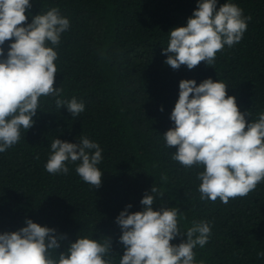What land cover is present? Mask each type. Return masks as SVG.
Instances as JSON below:
<instances>
[{
  "label": "trees",
  "instance_id": "1",
  "mask_svg": "<svg viewBox=\"0 0 264 264\" xmlns=\"http://www.w3.org/2000/svg\"><path fill=\"white\" fill-rule=\"evenodd\" d=\"M30 2L28 23L52 8L69 20L59 45L48 43L58 53L54 86L63 89L60 99L75 97L85 110L73 117L66 107H56L57 97H40L33 127L21 128L19 142L0 153V234L25 227L27 219L54 228L66 235L53 252L55 259L78 238L100 243L108 238L105 259L119 264L124 246L116 217L129 204V213L142 211L140 201L153 186L158 189L153 209L178 207L182 233L193 221L209 223L208 242L193 250L196 264H264L257 255L264 252V181L227 204L219 198L202 200L197 174L203 168L173 160L176 149L166 147L163 137L174 127L170 115L183 79L197 85L208 78L225 83L248 122L264 113V0H217V8L234 3L251 20L239 43L225 45L212 65L201 62L191 70L185 65L172 69L162 52L169 32L186 26L197 0ZM82 137L102 149L99 188L77 174L80 161L66 162L67 174L46 171L54 139L78 143Z\"/></svg>",
  "mask_w": 264,
  "mask_h": 264
},
{
  "label": "clouds",
  "instance_id": "2",
  "mask_svg": "<svg viewBox=\"0 0 264 264\" xmlns=\"http://www.w3.org/2000/svg\"><path fill=\"white\" fill-rule=\"evenodd\" d=\"M31 7L30 0H0V57H5L3 45L10 42L6 58L0 59V153L19 142L21 128L27 131L33 127L40 97H57L56 107H66L73 117L85 110L84 103L75 97L60 99L63 89L54 86L58 53L48 43L59 45L69 20L60 15L58 8H52L33 16L28 23L26 13ZM249 20L251 17H244L243 10L234 3L217 8V0H197L186 26L169 32V43L162 52L167 56L165 64L174 70L182 65L191 70L201 62L212 65L225 45L232 47L241 41ZM227 88L211 78L199 85L194 79L181 80L170 115L174 127L163 134L166 147L176 149L173 160L186 168H203L197 174L201 199L215 202L219 198L224 204L247 196L264 181V113L248 122ZM51 153L45 165L48 173L67 174L66 162L80 161L76 172L81 179L94 188L101 186L99 144L86 137L78 143L56 138ZM156 193L158 189L153 186L151 194L145 193L140 201L142 211L129 213V204L116 217L122 230L119 242L124 246L119 264H196L193 250L208 242L209 223L193 221L182 233L178 207L162 204L158 210L153 209ZM25 224L17 231L0 234V264H112L105 259L111 249L108 238L104 243L78 238L55 259L53 252L61 247L60 241L66 235H57L56 229L31 219ZM184 236L186 240L178 245L171 243ZM257 255L264 258V252Z\"/></svg>",
  "mask_w": 264,
  "mask_h": 264
}]
</instances>
